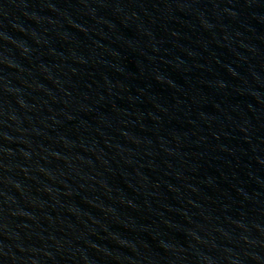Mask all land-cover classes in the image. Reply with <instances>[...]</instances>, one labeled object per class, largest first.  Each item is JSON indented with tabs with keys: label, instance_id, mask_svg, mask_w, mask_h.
I'll return each mask as SVG.
<instances>
[{
	"label": "water",
	"instance_id": "water-1",
	"mask_svg": "<svg viewBox=\"0 0 264 264\" xmlns=\"http://www.w3.org/2000/svg\"><path fill=\"white\" fill-rule=\"evenodd\" d=\"M0 264H264V0H11Z\"/></svg>",
	"mask_w": 264,
	"mask_h": 264
}]
</instances>
